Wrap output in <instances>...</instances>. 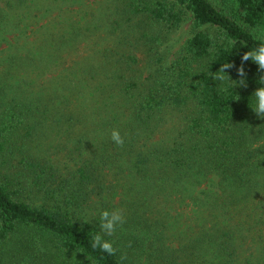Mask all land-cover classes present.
<instances>
[{"label": "trees", "instance_id": "1", "mask_svg": "<svg viewBox=\"0 0 264 264\" xmlns=\"http://www.w3.org/2000/svg\"><path fill=\"white\" fill-rule=\"evenodd\" d=\"M96 3L0 7V264H264L262 73L212 78L264 43V0ZM113 209L108 256L91 239Z\"/></svg>", "mask_w": 264, "mask_h": 264}, {"label": "clouds", "instance_id": "2", "mask_svg": "<svg viewBox=\"0 0 264 264\" xmlns=\"http://www.w3.org/2000/svg\"><path fill=\"white\" fill-rule=\"evenodd\" d=\"M240 65L237 66L234 62H225L220 68L213 73V79L225 81L227 80L232 84L233 87H247V72L245 70V62L251 61L257 66V70L262 73L260 76V84L262 86L256 88L253 92L252 97L254 98L252 111L259 119H264V43H261L257 48L244 52L240 57ZM235 68L237 76L239 79L232 80L229 75L226 74V70ZM237 97L234 100H239ZM112 141L118 145L123 146L124 138L120 135L118 130H113L111 132ZM125 223L123 209H113L111 211L104 210L100 213V232L92 236L91 247L96 250H100L106 253L108 256H115L118 249L113 246V243L105 240L104 235H113L117 228ZM127 260L126 254H121L119 257L120 264H124Z\"/></svg>", "mask_w": 264, "mask_h": 264}, {"label": "rangeland", "instance_id": "3", "mask_svg": "<svg viewBox=\"0 0 264 264\" xmlns=\"http://www.w3.org/2000/svg\"><path fill=\"white\" fill-rule=\"evenodd\" d=\"M4 1L6 0H0V7H4ZM81 1L84 3H90V5L92 7H96L97 6V1L98 0H76V2ZM26 16H23V18ZM26 18H24V22H27V20H25ZM190 19L189 16L186 15L184 20L181 22V24L172 29L169 33H167V37L165 39V48L168 52V56L172 55L176 50H178V48L181 46V44L184 42V40L189 37L190 33H191V29H190ZM7 33H0V36H4L7 38H10L12 36V33H10V28H7ZM1 37H0V48H2L4 46V42L1 43ZM173 231V228L168 227V229L166 230L167 234H170ZM178 244H172V246L176 247Z\"/></svg>", "mask_w": 264, "mask_h": 264}]
</instances>
